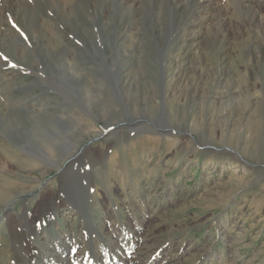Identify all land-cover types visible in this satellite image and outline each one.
<instances>
[{
  "label": "rangeland",
  "instance_id": "1",
  "mask_svg": "<svg viewBox=\"0 0 264 264\" xmlns=\"http://www.w3.org/2000/svg\"><path fill=\"white\" fill-rule=\"evenodd\" d=\"M55 243L264 264V0H0V264Z\"/></svg>",
  "mask_w": 264,
  "mask_h": 264
},
{
  "label": "bare ground",
  "instance_id": "2",
  "mask_svg": "<svg viewBox=\"0 0 264 264\" xmlns=\"http://www.w3.org/2000/svg\"><path fill=\"white\" fill-rule=\"evenodd\" d=\"M61 9V8H60ZM82 23V22H81ZM90 23V22H89ZM82 27V26H81ZM3 42V41H2ZM7 42V41H6ZM28 72V71H27ZM58 88V87H57ZM54 89V88H53ZM58 90H59V88H58ZM65 91H67V90H65ZM63 93V92H62ZM61 94V93H60ZM65 95V94H64ZM67 96V95H66ZM83 107V106H82ZM83 109H84V107H83ZM83 111V110H82ZM86 111V110H85ZM27 115V114H26ZM126 116V115H125ZM126 119H128V118H126ZM129 119H131V120H133V121H131V122H135L136 123V119L135 118H130L129 117ZM124 120V119H123ZM138 120V119H137ZM143 123V122H142ZM133 125V124H132ZM124 127H126V130H127V126H124ZM95 128H97V127H95ZM129 128V127H128ZM124 129V128H123ZM122 129V130H123ZM131 130H132V128H130ZM129 129V130H130ZM136 129V128H135ZM93 130V129H92ZM112 131V130H111ZM114 131V130H113ZM167 131H170V130H167ZM166 132V131H165ZM164 132V133H165ZM110 133V132H109ZM112 134H113V132H111ZM110 133V134H111ZM119 133V132H118ZM125 133V132H124ZM101 134V133H100ZM111 134V135H112ZM172 135V133L171 132H167V134L166 135ZM110 135V136H111ZM108 137V136H107ZM170 137H172V136H170ZM159 139V138H158ZM174 139V138H173ZM177 140H179V139H177ZM181 144V143H180ZM27 148V147H26ZM77 149V148H76ZM78 149H79V147H78ZM229 149V148H228ZM84 150H86V151H91L92 150V147L90 146V145H87L85 148H84ZM224 150V149H223ZM63 151H65V150H63ZM222 151V150H221ZM34 153V152H33ZM46 153V152H45ZM44 154V153H43ZM45 155V154H44ZM66 156H68L67 157V159H71V157H75V156H78L79 155V153L77 154L75 151H67L66 152V154H65ZM29 156V155H28ZM46 156V155H45ZM44 156V157H45ZM43 157V158H44ZM29 159V158H28ZM45 159H48V161H50L51 163H53V164H56V159H55V157H53V156H46L45 157ZM79 159V158H78ZM96 170V169H95ZM47 190V189H46ZM50 192V191H49ZM13 199V198H12ZM11 202V201H10ZM8 205H10V203L8 204ZM57 207V206H56ZM59 207V206H58ZM7 209V208H6ZM55 209V208H54ZM57 209V208H56ZM5 215V214H4ZM21 216V215H20ZM23 217H25V215L23 216ZM14 218H16V217H14ZM12 224L13 225H11V222H10V228L12 227V232L14 233V234H18V232L17 231H19L18 229H15V228H19V227H21V223H20V221L18 222V223H16V222H14V219H13V222H12ZM4 227V226H3ZM9 228V227H8ZM33 230V229H32ZM26 234V233H25ZM21 237V236H20ZM23 237H25V236H23ZM71 239V238H70ZM24 240V239H23ZM47 240V239H46ZM21 241V240H20ZM66 241V240H65ZM31 242V241H30ZM49 242V241H48ZM68 242V241H67ZM31 244V243H30ZM28 245V244H27ZM26 245V246H27ZM53 245V244H52ZM22 246V245H21ZM54 253H57L58 254V256H59V259L60 260H63V262H65V264H73V263H71V262H75L76 264H89L88 262H87V260L85 261V259H86V257H84V256H81L80 255V253L77 251V249L74 247V248H72L71 250H70V252H69V250H66V248L65 247H61V245L59 244V243H55L54 244ZM75 246V245H74ZM22 247H25V246H22ZM31 247V246H30ZM26 248V247H25ZM34 251H37L36 249H34L35 247H31ZM95 248V247H94ZM30 249V248H29ZM39 250V249H38ZM95 249H93L92 248V251L90 250L89 252L93 255H97L96 254V251H94ZM32 251V250H31ZM67 251H68V253H67ZM83 253H84V251H82ZM23 253V252H22ZM31 253V252H30ZM39 253H41V255H42V257H44L43 258V260H44V263H48V264H58V262H56L55 260H53L52 258H50L49 256H47V255H45V253H42L41 251H39ZM70 253V256L68 257H66V255H68ZM115 253V252H114ZM90 254V255H91ZM36 255V254H35ZM35 255H33V256H35ZM87 255V254H86ZM89 255V254H88ZM113 255V254H112ZM115 256V255H114ZM117 256V255H116ZM87 257H89V256H87ZM91 257V256H90ZM32 258V257H31ZM39 258V257H38ZM97 258V257H96ZM20 259V258H19ZM18 259V260H19ZM33 259V258H32ZM99 259V258H98ZM34 260V259H33ZM32 260V261H33ZM37 260V259H36ZM100 260H101V258H100ZM22 261V260H21ZM31 261V262H32ZM90 261V260H89ZM99 261V260H98ZM97 261V262H98ZM108 261V260H107ZM33 263V262H32ZM35 263V262H34ZM33 263V264H34ZM106 263H108V262H106ZM36 264V263H35ZM40 264V263H39ZM90 264H92V263H90Z\"/></svg>",
  "mask_w": 264,
  "mask_h": 264
},
{
  "label": "snow or ice",
  "instance_id": "3",
  "mask_svg": "<svg viewBox=\"0 0 264 264\" xmlns=\"http://www.w3.org/2000/svg\"><path fill=\"white\" fill-rule=\"evenodd\" d=\"M15 26V25H14ZM5 59H7V58H5Z\"/></svg>",
  "mask_w": 264,
  "mask_h": 264
}]
</instances>
